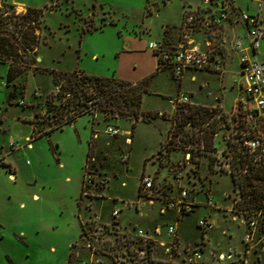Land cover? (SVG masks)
I'll list each match as a JSON object with an SVG mask.
<instances>
[{"label": "rangeland", "instance_id": "rangeland-1", "mask_svg": "<svg viewBox=\"0 0 264 264\" xmlns=\"http://www.w3.org/2000/svg\"><path fill=\"white\" fill-rule=\"evenodd\" d=\"M3 1L18 13L36 8L43 9L44 15L36 62L38 70L30 69L9 83V65L0 63V142L5 147L3 140L20 132L22 136L30 133L29 139H36L26 152L12 151L15 153L0 163V221L6 226V232L0 235V264H77L93 257L100 259L101 264H115L118 250L125 249L124 244H127L115 240L116 234L123 237L124 227L118 223L119 231L112 232L109 227L99 235L96 225L101 224H96L87 234H81V223L86 219L92 221L94 213H101L111 220L112 211L118 208L121 210L119 218L132 224L131 231L137 228L134 225L145 228L140 211L149 209L142 205L140 209L136 208V203L144 179L148 177L153 179L156 188L168 195H176L186 188L211 189V199L222 209L211 210L201 206L183 217L180 232L184 241L190 246L201 242L205 245V240L200 239L202 233L197 223L201 218L211 216L214 223L210 233L212 244L204 252L205 260H210L215 250L242 253V239L247 228L233 222L227 210L232 206L231 198L237 195L228 174V165L239 161L238 152L246 136L255 138L264 134V123L259 128L250 126L247 118L251 112L249 102L239 103L231 114L215 109L210 111L209 117H198L196 122L200 125L205 123L200 129H206L207 135L217 131L212 147L200 148L199 151L191 146L172 145L166 153L160 154L162 146L169 140L168 131L174 116L171 96L180 90V94L193 90L199 99L213 103L219 91L218 77L202 71L193 72L180 86L181 78L172 75L170 70L161 71L151 78L149 92L142 100V111L152 117L151 122L140 119L134 127L135 121L131 117L114 118L112 114L95 110L94 113L77 116L73 123L62 129L46 134L51 126L75 114L66 105L70 95L64 99L57 98L62 88L53 82L55 72L80 70L105 78H140L153 62V53L146 50L149 41L160 42L167 31H177L184 19L189 30L198 20V12L194 11L204 8V2L212 5L221 3V0L212 3L207 0ZM227 1L232 0L223 2ZM240 3L244 6L250 3L254 10L258 9L256 1L241 0ZM188 15L195 17L194 25H186ZM129 41L137 44L134 51L126 49ZM260 51L264 53V40ZM208 53L212 55L214 52ZM227 69L224 86L235 87L233 95H236L242 81L236 74L237 62L228 63ZM191 74L197 76V81L191 80ZM235 79L239 81L238 85H235ZM200 86L204 90L200 91ZM222 114H225L224 122L219 121ZM30 121L35 123L33 132ZM109 127L119 129L120 133L125 130L131 132L113 137L107 132ZM194 130L200 133L194 122L185 126L186 132L193 133ZM95 133L98 135L96 139ZM92 137V157L85 168ZM11 143H14L13 150L21 147L14 141ZM0 154L4 156V153ZM190 154L192 159L189 160ZM125 156L127 160H123ZM255 156H252L253 161ZM9 165H12V170ZM258 167V173L264 175V164L259 163ZM257 169L255 167V171ZM180 172L182 175L178 176ZM10 173L15 174L14 179ZM87 175L92 176V182L87 180ZM84 179L86 193L92 201L100 198L101 190H105L104 197L94 201L93 207V202L86 196L82 207L78 203ZM252 182L258 187L257 179ZM34 193L40 197L32 199ZM198 200L207 199L200 194ZM126 201L130 205L128 208ZM151 211L157 220L155 222L163 227L166 222L176 220L174 214L161 215L159 204ZM260 224V231L264 233V212ZM88 236L95 238V251L87 247ZM153 243L155 255L162 253L158 244ZM182 258L184 255H180L179 262ZM249 263L264 264V255L250 252Z\"/></svg>", "mask_w": 264, "mask_h": 264}, {"label": "built area", "instance_id": "built-area-1", "mask_svg": "<svg viewBox=\"0 0 264 264\" xmlns=\"http://www.w3.org/2000/svg\"><path fill=\"white\" fill-rule=\"evenodd\" d=\"M209 3L212 1L217 2L219 0H207ZM223 18H227V14L222 15ZM241 20L247 25V39L249 42V50L254 52V55H250L244 52L241 40L236 41L235 48L237 51L243 54L240 57V63L242 65V73L244 76V93L249 105L251 106V112L248 115V120L252 128H259L264 123V60L260 59L256 51L260 48L262 40H264V19L260 15H250L242 13L240 15ZM195 23V17L188 15L186 18V25L191 26ZM148 48L153 51L160 60V67L164 70H170L172 74L181 78L185 71L188 69H214L216 71L221 70L219 62L215 61L213 56L208 52L200 51L196 48H190L184 44L169 48L163 42H151ZM191 97L185 93H179L177 96L172 97L171 101L175 105V108L180 104H192ZM244 102V100H243ZM248 107H246L247 109ZM247 111V110H246ZM208 126V124H207ZM107 132L111 136H117L120 133L119 129L115 127H109ZM262 132V131H261ZM217 134V132H216ZM215 134V136H216ZM33 140L28 139V145ZM11 147H14V143H11ZM192 147V146H191ZM194 148V147H192ZM196 148V147H195ZM200 151V148H196ZM202 149H205L202 144ZM240 155L239 161L235 164L228 165V174L232 178L233 190L237 192V195L232 199L226 194V197L231 198L232 206L227 209L231 214L233 222L237 225L247 228L245 236L242 239L244 244V251L237 253L236 251L229 250L228 252H219L213 254V260L210 264H249V253L254 251L258 253L257 248L260 247L259 252L264 254V233L260 231V220L264 212V206L259 209L252 202V190L251 186L244 188V182H240V178L256 179L259 168V163L264 164V134L259 137L246 136L241 143V149L238 152ZM259 153V154H258ZM255 156L253 161L252 156ZM188 159H192V154L188 155ZM4 156L0 154V163L3 161ZM125 156L123 160H127ZM253 161V162H252ZM256 164V165H255ZM238 165V166H237ZM255 166L256 171H255ZM14 175V174H13ZM181 176L182 173H177ZM92 176L87 175V180L92 182ZM238 179L237 182H235ZM244 179V180H246ZM252 182V181H251ZM257 188V185H254ZM247 192V194L245 193ZM139 198L136 205L140 209V205L148 203L154 205L155 202L159 204V212L166 214L173 212L176 215V221L183 217H186L194 213L197 208L206 206L213 210L215 208H221L212 199V190L199 191L194 188L183 189L178 191L176 195H168L165 191H161L160 188L154 186L152 178L148 177L144 179L142 190H139ZM204 194L206 201H199L198 195ZM248 201V208H239L244 199ZM264 204V199H263ZM127 205V203H126ZM130 206V205H129ZM142 213V211H140ZM121 210L114 209L111 214L112 220L109 223H103L99 216L95 214L94 219L90 222L96 225L97 231L102 233L107 228L111 227L112 232L119 231V216ZM243 215V216H240ZM249 218V220H247ZM239 219L242 221H239ZM197 227L202 233V241L205 240L206 235L213 230L214 223L207 217L201 218ZM161 229L155 228L153 233L159 235ZM165 235L168 241L158 243V247L162 249V255H155L154 252V235L150 232L139 229L135 230V233H129L124 231L121 237L119 234L115 235V240L118 242H127L124 244L125 249L118 250L116 255L115 264H201L204 260L205 245L203 242L195 243L193 246L183 245L180 239V233L177 223H167L165 226ZM90 236V235H89ZM87 237V247L91 251L96 250L95 238ZM121 238V239H120ZM99 239V238H98ZM151 243L152 250H149L148 243ZM95 254V253H94ZM158 254V253H157ZM180 255H184V258L179 262ZM114 261V260H113ZM99 264L100 259L94 257L90 260L79 261L77 264Z\"/></svg>", "mask_w": 264, "mask_h": 264}, {"label": "trees", "instance_id": "trees-1", "mask_svg": "<svg viewBox=\"0 0 264 264\" xmlns=\"http://www.w3.org/2000/svg\"><path fill=\"white\" fill-rule=\"evenodd\" d=\"M43 15V9L36 8H28L26 12L18 13L12 5H7L3 0H0V63H7L9 65V83L30 69L38 70L36 62L38 57V46L41 42L40 31L42 28ZM163 43L166 45L165 42ZM158 68L157 73L164 71V69L160 67V60ZM157 73L140 82L132 83L116 78L89 75L80 70L55 72L53 82L56 87L61 86L62 88L57 98L64 99L67 95H70L69 99L66 101V105H69V110H74L75 114L68 117L63 122L51 126L46 134H50L57 129H62L65 125L73 123L77 119V116L86 113H94L95 110H101L112 114L114 118L119 116L131 117L135 120L134 127L136 122L140 119L145 122H151L152 117L142 111V100L144 94L149 92L151 78ZM210 111H215V109L211 110L210 108L193 104L178 105L172 119L169 140L162 146L160 154L163 155V153H166L172 145L182 148L187 146L202 148L204 141L205 147H212L214 144L212 142L217 131L215 130L212 134L207 135L206 129H200L205 123L203 122L200 125L196 122L198 117H202L203 119L209 117ZM224 115L225 114L221 115L219 121H225V119H223ZM60 116L62 117L64 114ZM193 122L200 133L196 130H194L193 133L185 131V126L188 123L192 125ZM199 134L202 135L199 136ZM93 139L92 137L89 141L85 168L92 157ZM244 179L246 178H240V182L245 183L244 188L251 186V200L257 208L261 209L264 206V175L260 172L256 175V179L259 181L258 187L260 186V188H254V183L251 182V178ZM235 180V182H237L238 179ZM85 183L86 181L84 179L81 196L78 202L80 207H82L84 196L89 200L91 199L89 194L86 193L87 186ZM245 193L247 194V192ZM248 206V201L245 197L239 208H248ZM93 225L94 224L89 221L83 223L82 234H87L88 230L93 228ZM148 246L151 251L152 245L150 242Z\"/></svg>", "mask_w": 264, "mask_h": 264}, {"label": "crops", "instance_id": "crops-1", "mask_svg": "<svg viewBox=\"0 0 264 264\" xmlns=\"http://www.w3.org/2000/svg\"><path fill=\"white\" fill-rule=\"evenodd\" d=\"M223 1L224 0H221V3L212 4V5H208V3L204 2V4L206 5L204 8H198L196 11H194V12H198L197 13V19L198 20L196 21L194 26H192L191 28H189V30H187L185 27V19H184L180 28H177V31H174V32L172 31L170 33L167 31L166 35L163 37V39L160 42H165L166 46L169 48L178 47V46L184 44L186 46H189L190 48H196V49L203 51V52H209V51L214 52L212 54V56H213L215 61L220 63L221 71H216L214 69H188L185 71L184 75L179 80V84H180V86H182L183 82L187 78L188 74L193 73V72L202 71V72H206L207 74H211L216 78L218 77L220 79L219 91L216 92L213 103H209L208 101L199 99L196 96L195 91H193V90L187 91L188 93L187 92H183V93L188 94L191 97L190 99H191V103L193 105L206 107V108H210V109H219L223 113L231 114L235 110V108L237 107V105L239 103L243 102V100L244 101L247 100L245 93H244V76L242 73V65L240 63V57L243 53L236 50V48H235L236 41L241 40L245 53L250 54V55H254V52L249 50V42L247 39V32H248L247 25L241 20L240 15L242 13H247L250 15H260L264 19V0H245L247 2H255V1L258 2V9H256V10H254L251 7L250 3H248L245 6L241 5V3H240L241 0L227 1L226 3H224ZM185 13H184V16H185ZM223 14H227L226 19L222 17ZM200 37L202 40L199 39ZM151 42H155V41H149L148 42L147 47H146L147 52L151 51L148 48V45ZM136 45H137L136 43L129 41V43L126 44V49L128 51L129 50L134 51L133 49H135ZM260 47H261V45H260ZM151 52L153 53V55L150 53L153 57V59H152L153 62L151 64V66H149V70L147 72H144V74L142 76H140V78L121 77L120 80L132 82V83H137V82L149 77L150 75L157 73V71L159 69L158 68L159 67V59H158V56L153 51H151ZM256 54L260 59L264 60V53H262L260 51V48L256 51ZM235 61L237 62V66H238V70H237L238 72H236V74L241 77L242 81L240 83L238 80L235 79L234 83H235V85H238V82H239L240 89L238 90L236 95H233L234 92L236 91L235 87H230V88L225 87L224 81H225L226 76L228 74L227 64L233 63ZM164 71H166V70H164ZM191 80L197 81V76L195 74H191ZM207 86H210L209 82H207ZM202 90H204V88H203V86H200V91H202ZM179 92H182V91L180 90ZM172 97H174V96H171V98ZM175 110H176V108L174 105L173 115L175 113ZM30 118H32V115ZM133 121H135V120L133 119ZM30 127H31L32 132H33L35 129V123L30 121ZM169 130H170V128H169ZM130 132H131L130 130H125L121 133L124 135V134L130 133ZM168 133H169V131H168ZM21 134H22V132H20L18 134H11V136H9L8 138H5L3 140V142L6 144L5 147L0 142V153H4V160L10 154L15 153L12 151H20L21 150L23 152H26V150L33 147V142L36 139L33 140L30 145H27L26 140H28L29 137H31L30 133L26 134L25 136H22ZM41 137H43V136H41ZM41 137L39 136L38 138H41ZM94 137H95V139H96V137H98L97 133H95ZM11 141L18 143L21 147L19 149L13 150L11 145H10ZM127 141L129 142L130 139H127ZM96 152H97V150H96V143H95V153ZM96 156H97V153H96ZM62 165H63V163H60V166H62ZM9 167L12 170V165H9ZM62 167H64V166H62ZM155 173H157V171ZM13 174L14 173H10V176L12 179L15 178V176H14L15 174L14 175ZM35 179L38 180L39 177L36 175ZM104 191L105 190H103V189L101 190L100 198H94L95 202L98 201L99 199H101V197H104ZM80 196H81V194H80ZM39 197L40 196L38 193H34L32 195V199H37ZM94 201H92V199H90V202H93V204L91 203V205H92L91 207H93V205L95 204ZM126 203H128V201H126ZM156 204H157V202H155L154 205H151L148 203H143V207L146 206L149 209V210H142V213H140L141 218L144 219L143 221H144V223H146L145 228H138V226L134 225V227H137V228H134L133 229L134 231H131L130 225H132V224L123 222L120 218H119V220H120L119 224L122 225L124 227L125 231H128L129 233H135L136 229L137 230L142 229V230L148 231L150 233H153L154 227L161 229V232L159 235L154 234V238L158 244L160 242L168 241V239L164 233L165 232L164 228H165L166 224L167 223H177L178 228H179L181 242L183 243V245H189L188 242L184 241V237L182 236V234L180 232V224H181L182 218L178 221H176V220L175 221L174 220L168 221V222H166V224H164V227H163V225L157 224V222H155L157 220L154 217H152L153 211H151V210L156 206ZM125 206L128 208L129 204H127ZM168 213L174 214V217L176 219L175 213H173V212H168ZM168 213H166V214H168ZM94 214H96V213H94ZM96 215L100 217L101 221L104 224L109 223L112 220V218H111V220H107L103 216V214H101V213L96 214ZM161 215H164V214H161ZM210 217L211 216H208L207 218H209L211 220ZM87 220L88 219H86L85 221H87ZM85 221H83L81 223V234L83 231L82 224ZM0 224H2V225H0L1 226L0 227L1 228L0 229V235H4V232H6L5 231L6 226L1 221H0ZM211 232H212V230L205 237V251L208 248V246H210L212 244L211 237H210ZM200 239H202V237ZM235 251L237 252V250H235ZM157 253L159 256H163L160 252H157ZM214 253H219V252H216V250L213 251L211 254L210 260H205V258H204V260L201 262V264L212 263ZM258 255L263 256L264 254H262L258 251ZM258 259H260V257H258ZM99 264H101V263H99Z\"/></svg>", "mask_w": 264, "mask_h": 264}]
</instances>
